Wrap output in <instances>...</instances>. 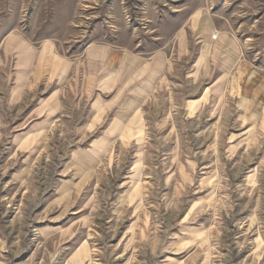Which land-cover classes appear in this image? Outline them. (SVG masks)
I'll use <instances>...</instances> for the list:
<instances>
[{"label":"rangeland","instance_id":"374dc122","mask_svg":"<svg viewBox=\"0 0 264 264\" xmlns=\"http://www.w3.org/2000/svg\"><path fill=\"white\" fill-rule=\"evenodd\" d=\"M247 69L264 0H0V264H264Z\"/></svg>","mask_w":264,"mask_h":264},{"label":"crops","instance_id":"0c3cea01","mask_svg":"<svg viewBox=\"0 0 264 264\" xmlns=\"http://www.w3.org/2000/svg\"><path fill=\"white\" fill-rule=\"evenodd\" d=\"M89 51L90 50H86V55H85V60H86L88 67L90 64L94 63L93 59L88 57ZM94 52H99L100 55H102L101 60H102L103 68L105 70L111 71V72H114L115 70H127V73L131 74L135 71L134 70L135 68L138 69V67H141L143 64V63H141L143 60L138 59L137 57H134L132 55H129L128 53H123L119 49H111L110 50V49L103 48V47H96ZM156 58H158V57H156ZM62 62L63 61L61 60L60 63H58L59 65L56 69L57 70L56 79H59V78H62V80L66 79L69 77L70 73L73 71L72 66H74L75 64L73 65V63H67V62L62 63ZM151 64H153V62ZM242 64L243 63L241 61L238 62L237 69ZM35 65H36V63H34V64L28 63V65H26L25 67H22V69H18V70H20L21 73H23L24 71H26L27 73L28 72L34 73L35 69L38 70V67H39V66H35ZM245 67H246V65H245ZM246 68H248V67H246ZM39 69L41 70V67ZM247 71L251 72L253 75H255V77H253V80L250 81L248 83V85H246V86L245 85L242 86V84H240L239 91H241L240 96L242 98H245V97H243L245 95V92L242 90L244 87L249 88L248 91H252V88L254 89L258 83L264 87V75H259L255 71H252V70L250 71L248 69H247ZM55 73H56V71L54 72V74ZM46 76L47 75L45 74L44 77H46ZM259 86H257V87H259ZM262 91H264V90H261V93L259 92L258 96H255L254 94H252V96H250V99L252 98V100L255 99L257 101L256 98L259 97L260 95H262L261 98H263V100H264V92H262ZM253 92H254V90H253ZM257 94H258V92H257Z\"/></svg>","mask_w":264,"mask_h":264},{"label":"bare ground","instance_id":"6f19581e","mask_svg":"<svg viewBox=\"0 0 264 264\" xmlns=\"http://www.w3.org/2000/svg\"><path fill=\"white\" fill-rule=\"evenodd\" d=\"M12 43H13V42H12ZM20 47H21V46H20ZM245 70H246V69H245ZM85 253H86V252H85ZM83 254H84V253L80 250V251H78L77 256H78V255H82V256H83ZM85 255H86V254H85ZM85 255H84V256H85Z\"/></svg>","mask_w":264,"mask_h":264},{"label":"built area","instance_id":"2783aa9c","mask_svg":"<svg viewBox=\"0 0 264 264\" xmlns=\"http://www.w3.org/2000/svg\"><path fill=\"white\" fill-rule=\"evenodd\" d=\"M213 38H216V35H214Z\"/></svg>","mask_w":264,"mask_h":264}]
</instances>
